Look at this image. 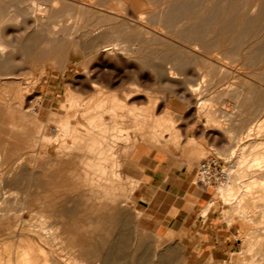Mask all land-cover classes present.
Wrapping results in <instances>:
<instances>
[{
	"label": "rangeland",
	"instance_id": "rangeland-1",
	"mask_svg": "<svg viewBox=\"0 0 264 264\" xmlns=\"http://www.w3.org/2000/svg\"><path fill=\"white\" fill-rule=\"evenodd\" d=\"M80 2L84 11L78 16L77 10L71 6L76 5L75 0H0L5 17L10 19L7 32L13 46L10 51L16 58V77L12 78L26 83L32 78H41L34 90L36 102L28 108L36 113L40 111V121H35L28 111L29 119L23 129L17 127L16 131H11L5 125L6 120L13 118L10 114L3 116V123H0V255L4 253L1 256L6 257H3L4 263L16 262L25 250L31 252L36 264L246 263L252 253L243 252L248 247L245 238L249 232L256 231L257 226L249 222L250 214L246 219L238 215L231 217L235 202L227 206L218 196V189L232 185L234 176L229 175L228 182L216 192L211 190L207 204H212L207 213L209 216H217L235 231L238 244L226 253L204 254L197 251L193 238L156 230L138 209L135 193L140 185L138 162L144 155L168 156L169 160L189 166L216 157L229 174L237 169L243 156L250 157L256 144L264 142V126H260L264 125V0ZM130 3L145 6L134 12ZM39 4L50 7L52 12L65 10L68 13L59 19H42L31 14V9ZM162 9L165 11L164 23L148 16L149 12ZM171 9L174 26L168 29V10ZM135 14L143 15L141 24L134 25L139 32L137 29L125 30L114 21L136 20ZM49 32L54 36L50 38ZM63 32L68 33L64 36L65 45L61 48L49 45L50 40L61 38ZM98 32L99 36H94ZM117 37L128 42L126 46L132 53L124 58V62L106 58L104 63L98 58L97 51ZM185 40L196 44L190 43L189 46ZM168 43L180 46L190 55L180 53ZM76 49L86 50L87 55L74 57L72 65L57 62L55 66H47L46 58L53 54L52 50L59 51L62 56L69 52L71 57ZM175 58L184 61L182 75L179 80H170L168 68ZM86 62L99 72V82L115 92L124 90L130 80L139 75L146 81L144 88L158 98L155 116L165 118L163 127L166 128L148 124L141 133L136 130L135 118L125 114V122L118 117L115 125L105 114L108 131L112 134L104 133L106 137L100 139L93 152L85 149L84 144L76 151L72 140L76 135L86 137L88 132L85 130L89 131L91 127L71 125V132L65 135L58 127V116L66 115L71 97L81 99L87 95L79 86L81 82L88 84L83 68ZM65 67L68 71H63ZM191 86L200 87L193 96V104H188L180 98ZM6 91L0 89V98L12 104V94L8 95ZM28 91L26 99H30L34 92ZM229 116H233L232 119H228ZM78 119L81 120L77 118V122ZM16 120L20 124V115ZM78 123L83 125V121ZM119 130L124 131L120 133ZM248 130L252 134L248 140L250 144L248 141L240 144L229 141L228 134L233 138ZM126 132L134 134L128 144L120 138ZM99 151L102 153L101 162L97 156ZM21 161L22 165L17 167ZM98 163L107 170L106 176L100 174ZM248 169L247 166L245 170ZM263 184L259 182V185ZM43 227H47L46 232Z\"/></svg>",
	"mask_w": 264,
	"mask_h": 264
},
{
	"label": "bare ground",
	"instance_id": "bare-ground-1",
	"mask_svg": "<svg viewBox=\"0 0 264 264\" xmlns=\"http://www.w3.org/2000/svg\"><path fill=\"white\" fill-rule=\"evenodd\" d=\"M116 1H118L119 3H121L123 0H116ZM128 1L131 2L133 0H128ZM149 1H150V3H154V2H152V0H149ZM75 2H76V5H71V6L74 7L77 10L78 16H79L80 14H83L84 8L82 7V3L80 2V0H75ZM189 3H191V1ZM160 4H161V2H160ZM108 5L111 6V3H108ZM129 5H130V8L134 12L137 10V8H143L144 9V6H145L144 4H134V3L133 4L130 3ZM153 5H155V4H153ZM235 12H236V10H235ZM67 13H68V11H65V10H63L61 12H52V10L50 9V7L46 6L45 4L36 5V6H34L31 9V14H35L36 16H38L39 18H42V19H48V18H53V20L54 19H59V18H61L63 16V14L65 15ZM217 13H219V12H217ZM100 14H102V13H100ZM164 14H165V11L162 9V10H158V11L149 12L148 13V16L149 17H152L154 20H158L159 22H162L163 21L162 19L164 17ZM104 15H106V14L104 13ZM135 15H136V17H135L136 20L122 21V22L117 21V20H114V21H116L117 23H119L125 30H131V29L136 30L137 29L138 32H139V28L138 27H135L134 28V25L141 24L142 21L140 22V20L143 19V15L142 14L141 15L135 14ZM9 20L10 19H7L5 17L3 7L0 5V49H3V51H0V89L1 90H3V89L7 90L8 92L7 91L6 92L8 93V95L9 94H12V100H11L12 104L11 103L8 104L3 98H0V123H3L2 122V117L3 116H5L6 114H10L11 117H13V118L6 120L5 125L11 131H16L17 127H21L22 129L25 127V122L29 119V117H28V115H29L28 114V111L33 115L32 117H33V119H35V121H40V119H41V114L39 113L40 111L38 113H36L34 110H28L29 106H31L32 103L36 102V99H35V97H36L35 96L36 95V92L35 91L36 90L35 89L39 85V83H40L39 81H40L41 78L40 77H39V79H37L38 77L37 78H32V80L30 82H28V83H26V81L25 80H22V79H20V80L19 79H13L14 77H16V75L14 73V70L16 69V67L14 65L16 58L14 57V52L10 51V49L13 46H12V41L10 39V36L8 35V32H7V28H8L7 22ZM164 21L162 23H164ZM208 22H211V21H208ZM253 22H251V23H253ZM190 23H193V22H190ZM196 23L197 22H195L194 24H196ZM173 26H174L173 9H171V10H168V29L172 28ZM255 26H257V25H255ZM245 27H246V25H245ZM259 28L261 29V26ZM90 31H92V29ZM242 31H243V29H242ZM81 32L82 31H80V33ZM83 32L81 34H83ZM99 33L100 32H98L97 34H94V36L95 35H98L99 36ZM67 34L68 33L63 32L62 33V37H61L62 39L61 38H59V39L58 38L52 39V40L49 41V45L51 44V45H54L57 48H61L63 45H65V43H64V36H66ZM84 34H85V32H84ZM145 34L147 36H150V33L149 32H146ZM213 34H215V33H213ZM49 35H51L50 36V38H51V37L54 36V33L49 32ZM78 40H80V38ZM72 42H70V45L73 44ZM184 42L189 43L188 44L189 46L191 44H194V45L196 44L195 42H190V41H187V40H185ZM213 42L212 43L215 44V41L214 40H213ZM127 43H128L127 41H125L124 39L119 38V37L114 38L112 41L111 40L107 41V43L105 44V46H103L102 48H100L97 51L98 52V58L100 60H102V61L103 60L105 61L106 58H110V59H112L114 61H117V62H124V58L125 57H130V55L132 53V50H130V49L127 48V46H126ZM168 45L169 46L171 45V48L177 49L178 51H180V53H183V54H186V55H190V53L184 52L180 48V46H177L174 43L173 44L172 43H168ZM79 47H77V48H79ZM192 47H193V45H192ZM195 47H194V49H197L198 46L196 48ZM73 49H74V47L72 48V50ZM198 49L199 50L202 49L203 52L208 53L207 50H205L203 48H198ZM198 51L195 50V52H198ZM70 52H71V50H70ZM52 53L53 54H49L48 57L46 58V60H47L46 63H48V65H47L48 67L55 66V64L57 62H60V63H63V64L70 62L71 65H72L71 59H73L74 57H77V56H86L87 55L86 50L81 51L79 49H76L75 51H73V53H72L73 56H71V57L69 56V52L65 53L64 56H62L61 53L59 51H56V50H52ZM198 53H199V55L201 54L200 52H198ZM193 56L197 57L198 54H195V55L193 54ZM203 56H205V55H203ZM203 58H205V57H203ZM209 61H211V60H209ZM212 61H213V59H212ZM81 62H82V60H81ZM183 64H184V61H183L182 58H180V59L175 58V60L171 64V66L168 68V78L170 80H179V77L182 75L180 73V71H181V69L183 67L182 66ZM106 67H108V66H106ZM83 68H84V75L86 77V80H87L88 84H86L84 82H81V84L79 86H80L81 91L82 92L84 91L85 93H87V95L84 96V98H81V99H78L76 97L75 98L71 97V99L69 100V102L67 104L66 115L58 116V120H59L58 127L60 126L61 131L65 135H67L69 132H71V130H70L71 129L70 128L71 125L72 126H74V125L75 126L76 125L78 126L79 125V127L80 126L81 127L82 126L85 127L86 125H88V126L91 127V130H89V131L85 130L86 133L88 132L87 135H86V137L83 136V137L80 138V135L79 134H78L79 136H77V135L75 136L74 135L76 139L72 140V142L75 141L74 144L76 146L75 147L74 146H71V148L74 147L75 150L76 149L80 150L82 144H84L85 145L84 146L85 149H88L89 151H92L93 152L96 149V147L100 144V139L106 137L105 136L106 134H104V133L110 132V131H108V125L105 122V118H104L105 117L104 116L105 114L110 117L109 121L111 120L112 123H114L115 125H117L116 119H118V117L122 119V123L125 122V119H126V115L125 114H127L128 116H130L132 118H135L136 125H137L136 127H138V128H136V130H139L141 133L145 130V127L148 124L155 125L156 127L160 128V129H162V128L165 129L166 128V127H163V121H165V118L160 119V118H158V116H155V112H156L157 108L159 107V100H158V98L152 96L153 94L150 93L149 91H147L144 88L143 85L146 83V81L143 80V79L141 80L139 78V75L134 76L132 78V80H130L131 82H129L127 84V86H126V88L124 90H120L119 92H115V91L110 90V86H105V85H103L102 83L99 82V80H98L99 77H100L99 76V72L97 71V69L91 67V65H90L89 62H86V64L83 65ZM65 70L68 71L66 69V67H65V69L63 71H65ZM115 79H116V77H115ZM41 83H42V81H41ZM199 87L200 86H191L190 88H188L187 93H184L183 95H181L182 97L180 96L181 97L180 98L181 101L187 102L188 104H193L194 98H195V97L193 98V96L199 91ZM27 90H29V91H32V90L34 91L35 90L31 94L32 95V96H30L31 98L30 99H28L29 97L27 98L29 101H27V99H26V96H27L26 95V92H27ZM29 91H28V93H29ZM178 91L180 92L179 89H178ZM181 93H182V91H181ZM78 97L80 98V95ZM141 97H143L145 99L142 100ZM38 105H40V104H38ZM194 107H196V106H194ZM255 107H257V106H255ZM166 111H168V110L166 109ZM195 113H196V111H195ZM17 115H20V118L22 119L21 122H20V124L16 120V116ZM157 115H158V113H157ZM166 115H167V113H166ZM179 115H181V114H179ZM192 117H193V115H192ZM232 117L229 116L228 119H232ZM77 118H80L81 119V120L78 119L79 121H83V125H81V123H78L79 121L78 122L76 121ZM173 122H175V121H173ZM36 124L37 123H35V125ZM165 125H166V123H165ZM167 125H169V124H167ZM260 126H264V125H260ZM82 129H84V128H82ZM58 130H59V128H58ZM124 130H119L118 132L122 133ZM136 130H135V132H136ZM112 132H114V129H113ZM262 132H264V131H262ZM114 135H116V134H114ZM133 135H132L131 132H126L123 135L121 134V137L120 138L121 139H124L123 140L124 142L126 140L127 141V144H128L129 143L128 141L132 139V136ZM228 135H229L228 136L229 141L230 140L231 141L234 140L236 142V144H240V143H243L245 141H248L251 138V136H252L250 130H248L243 135L238 136V137H233L232 138V136H230L231 134H228ZM138 138H140V137H137L136 139H138ZM66 139H68V138H66ZM62 140H63V138H62ZM65 140H64V142H65ZM58 141H59V138H58ZM151 142H152V139H151ZM257 142H258V140H257ZM65 144H66V142H65ZM249 144H250V142H249ZM252 144H254V143H252ZM110 146H112V145H110ZM242 146H243V144H242ZM249 148H250V145H249ZM251 148H252V146H251ZM251 148H250V150H251ZM78 150H76V151H78ZM130 150H128V151H130ZM69 151H72V150L69 149ZM244 151H246V150H244ZM251 151H252V153H251V155H250L249 158L246 157V156H243L239 160V162L237 163L238 164L237 165V169L235 171H230L229 175L232 176V177L234 176V179H233L234 182H232L233 184L232 185H228L226 187H220V186H219L220 188L218 187L219 188L218 189V196H219L220 199H223L224 200V202L226 203V205L227 204H230L232 202H235V204H233V205H235L234 207L233 206H230L231 209L233 207L232 212H231V217L233 215H238L240 218L243 219V218L246 217V215L248 216L250 214V217H249L250 220H249V222L252 221L257 226V230L255 229L256 231L249 232L247 234L246 238H245L246 239L245 242H247L248 247L243 252L249 253V254L252 253L251 254L252 257L246 263H243V264H264V184L263 185H259V182H264V142L263 143L260 142V143L256 144L253 147V150H251ZM130 152H132V151H130ZM130 152L128 154H130ZM97 154H98L97 156H98L99 162H101L100 159H102V157H101L102 156V153L99 151V152H97ZM233 154H234V152H233ZM231 155H232V153H231ZM102 161H103V159H102ZM21 165H22V161L17 164V167H20ZM96 166L98 167V169H100V174H104V176H106L105 173H106L107 170L105 168H103L100 163H98ZM247 166L249 167V169L248 170H245V168ZM111 170H113V169H111ZM40 172L41 171H39V173ZM118 172H120V171H118ZM118 175H117V177H118ZM9 177H10V175H9ZM39 177H40V175H39ZM119 177H120V175H119ZM246 178H248V180H244ZM118 179H120V178H118ZM108 181H110V180H108ZM19 182H20V180H19ZM112 184H113V182H112ZM120 187H121V185H120ZM118 190H120V189H118ZM107 192H109V191H107ZM113 192H111V193H113ZM251 197H253V199H251ZM256 199H259L258 202L253 201V200H256ZM211 206H212V204H210L207 208H205L206 210H205V212H203V213H205L204 216H206V214L209 212ZM1 217H2V214H1L0 218ZM258 218H259V220H257ZM46 228L47 227H45L44 230ZM45 232H46V230H45ZM54 237H56V236L54 235ZM26 249H27V247H26ZM19 250L17 252H19ZM25 251L22 252L21 254L18 253L20 255V256L18 255L19 256L18 260L16 259L17 261L14 262V263L11 262V264H36V263L33 262L32 258L30 256L31 252L30 251L25 252ZM2 254H4V253L2 252ZM2 254L0 255V264H6L7 262L4 263L5 261L3 259L4 255L1 258ZM4 258H6V257H4ZM9 264H10V262H9ZM45 264H50V263L47 262ZM76 264H80V263H76Z\"/></svg>",
	"mask_w": 264,
	"mask_h": 264
},
{
	"label": "crops",
	"instance_id": "crops-1",
	"mask_svg": "<svg viewBox=\"0 0 264 264\" xmlns=\"http://www.w3.org/2000/svg\"><path fill=\"white\" fill-rule=\"evenodd\" d=\"M138 166L137 207L156 230L193 238L197 251L204 254L236 248L238 241L232 226L215 215L202 214L210 202L211 190L195 185L196 166L157 155H144Z\"/></svg>",
	"mask_w": 264,
	"mask_h": 264
},
{
	"label": "built area",
	"instance_id": "built-area-1",
	"mask_svg": "<svg viewBox=\"0 0 264 264\" xmlns=\"http://www.w3.org/2000/svg\"><path fill=\"white\" fill-rule=\"evenodd\" d=\"M229 174L216 157H208L196 166L195 185L206 189L217 191L218 187L227 183ZM2 211L0 209V216Z\"/></svg>",
	"mask_w": 264,
	"mask_h": 264
},
{
	"label": "clouds",
	"instance_id": "clouds-1",
	"mask_svg": "<svg viewBox=\"0 0 264 264\" xmlns=\"http://www.w3.org/2000/svg\"><path fill=\"white\" fill-rule=\"evenodd\" d=\"M0 51H3V49H0Z\"/></svg>",
	"mask_w": 264,
	"mask_h": 264
}]
</instances>
